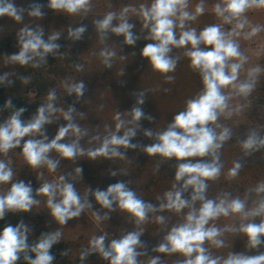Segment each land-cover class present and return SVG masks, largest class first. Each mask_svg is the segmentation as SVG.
I'll return each instance as SVG.
<instances>
[{"label": "clouds", "instance_id": "9594fccd", "mask_svg": "<svg viewBox=\"0 0 264 264\" xmlns=\"http://www.w3.org/2000/svg\"><path fill=\"white\" fill-rule=\"evenodd\" d=\"M90 5L91 0H49L48 3L49 8L70 15L87 12ZM188 8L189 0H151L147 5L140 4L139 8L126 6L118 14L107 12L102 19L94 21L102 40L110 31L117 36L122 35L125 44L135 45L139 37L133 34L134 24L129 22L128 13L137 14L143 20V28L148 30V35L144 38L153 41L142 50V55L149 59L153 69L164 75L167 81H172L174 77L168 74L175 71L177 60L172 58L170 53L173 48H187L184 55L189 59L192 69L199 72L203 83V89L193 98L186 100L184 110L174 116L164 131L155 134L156 143L143 149L149 155L186 161L178 164L175 172L176 183L172 185L171 190L163 194L159 209L138 198L135 192L122 182L110 185L106 191L96 190L94 197L103 208L110 211L114 210L113 205L116 204L120 210L131 214L137 225L144 223L149 213L158 210L167 209L181 213L188 209L183 222L171 227L163 237V242L154 249L169 255L181 254L184 259L179 264H264V253L248 255L232 252L221 258L211 255L205 247L206 242L215 248L224 246V241L220 239L223 231L210 222L229 215H239L241 223L238 227L224 231L245 235L249 249H255L264 242V180L258 181L254 187L248 189L249 193L254 192L259 197L252 207H248L247 196L244 199L229 198L230 194L225 193L216 199L206 197L207 181L217 179L223 168L219 151L232 136L231 128L222 126L218 120L222 115L230 118L241 110L239 105L230 109L229 100L232 96L225 95L223 89L231 87L234 96L246 99L255 90L262 71L260 66L251 67L247 70L246 78L240 80V70L247 58L240 51V45L235 38L243 35L244 39H251L261 31L259 26H252L247 32L243 30L247 26L246 13L253 9H264V0H217L213 5V12L222 24H210L199 31L195 27H188L187 24L204 14V0H199L194 11H189ZM21 11L12 0H0V16L7 15L19 22L22 20ZM29 15L42 16L40 6L34 5ZM114 20L119 21L115 26ZM222 25H231V28L226 31ZM177 29L180 30L178 35ZM85 31L86 28L81 26L70 29L68 35L73 40H80ZM58 39L59 34L56 33L45 41L42 30L23 28L19 33V51L11 55L9 61L22 66L31 63L32 67H39L46 62L49 54H54L59 49L60 45L55 43ZM114 55V52L107 49L100 52L103 63L108 67H111L110 59ZM23 79L27 82V78ZM6 80L7 74L0 75V84ZM64 88L67 94H75L79 98L85 91V84L82 81L66 83ZM56 99V92L50 91L47 102L37 109L29 121L21 119L25 109L19 108L4 123H0V153L6 155L11 149L19 147L26 136L39 135L41 139H28L22 146L23 157L33 168L46 165L49 171H55L58 161L50 159L48 155L52 150L68 159L82 155L84 150L79 147V139L86 135V132L72 122L75 109L70 107L64 111L57 108L54 104ZM136 103L137 106L131 109L132 118L127 122L134 126L127 127L123 135L113 133L106 137L98 149L88 152L90 157H123V153L118 150L120 146L137 147L130 141L137 134L139 121L151 117H145L143 110L138 106L144 103L143 93H140ZM11 106L12 102L8 100L5 107ZM56 112H62L63 119L68 123L60 127L55 138L48 142L44 126L52 123L51 117ZM114 119L117 121V132L125 128L126 122L121 119L119 113ZM69 133L76 139L71 143H61ZM144 135L153 137L154 134L146 130ZM240 148L245 156L264 149V134L250 130L246 138L240 141ZM204 157H210V162H192L190 159ZM241 168L242 164L234 161L227 170V178L235 179ZM76 171L80 172L81 169ZM12 177V169L0 160V184H7ZM60 181L44 182L36 189V193L47 198L51 216L60 225H65L69 220L79 217L91 204L86 200L82 201L74 185L64 182V177H60ZM189 188L192 189L191 196L183 198ZM197 202L199 207H196ZM37 203L30 184L23 181L12 183L6 192L0 193V219L9 211H30ZM257 217L260 218L259 223L255 222ZM96 219L102 218L97 215ZM156 221L164 224L165 217L157 216ZM28 231L23 222L15 227L8 225L0 231V264H16L21 254L27 264H52L54 256L50 249L60 240L62 233L57 230L43 234L37 243L29 245ZM141 235L142 231L129 232L119 240H112L107 247L105 235L93 236L89 247L81 253L80 258L83 260L95 252L110 264H139L137 258L142 253L137 249L143 247ZM29 252L35 254L34 259L29 257ZM148 264H160V258H152Z\"/></svg>", "mask_w": 264, "mask_h": 264}, {"label": "rangeland", "instance_id": "374dc122", "mask_svg": "<svg viewBox=\"0 0 264 264\" xmlns=\"http://www.w3.org/2000/svg\"><path fill=\"white\" fill-rule=\"evenodd\" d=\"M14 4L22 10L21 21L17 22L7 15L0 16V70L1 75L7 74L5 82L8 89H10L12 79L16 75L15 64L9 61V57L13 55L12 41L19 38L21 29L42 30L43 39L56 33L59 34V39L64 38L57 32L56 27H51V15L47 16L44 13V0H16ZM34 5L40 6L42 16L33 17L29 15ZM194 9L192 6L188 8L189 11H194ZM246 20L247 26L243 30L244 32L249 31L252 26H259L261 31L251 39L246 40L243 35L235 38L240 45V51L247 58L246 63L240 70V80L246 78L249 68L260 66L262 71L256 85V87H259V83L264 79V9L249 10L246 13ZM216 23L222 24V21L215 15L214 24ZM222 26L226 31L231 28V25ZM65 40L69 48L78 49L81 62L77 68L68 72L65 76H47L48 88L46 94L39 98L32 93H28L32 80L28 79L27 82L24 80L20 83L19 95L28 96L31 102L38 101L43 105L47 102L48 93L55 91L57 99L54 104L57 108L67 111L68 108L73 107L75 111L73 112L72 122L86 132V135L79 139V147L84 150V153L68 159L52 150L48 155L50 159L58 161L55 171H49L46 165L33 168L25 161L22 146L24 141L28 139H41V137L39 135L26 136L22 139L19 147L11 149L6 155L0 153V160L7 163L13 172L10 182L0 184V193L6 192L12 183L23 181L30 184L33 189V198L38 203L33 205L30 211H14L29 229L27 242L35 241L44 232L52 233L59 230L62 233L60 241H63L70 248L72 260L75 264H110L108 260L95 252L90 253L83 260L80 256L89 247V241L93 236L105 235V246L107 247L112 240H119L132 231H142L140 240L143 247L137 249L142 253L137 258L139 264H148L149 260L155 257L160 258V264H178L184 259L181 254L169 255L156 252L154 249L163 242V237L171 227L183 222V217L188 209H184L181 213L167 209L158 210L149 213L148 219L137 225L135 218L128 212L120 210L116 204L113 205L114 210L110 211L103 208L95 200L94 192L96 190L106 191L110 185L122 182L134 191L138 198L159 209V204L163 202V194L171 190L172 186H170L167 177L161 171V159L163 157L149 155L143 151L145 147L156 143L155 134L153 133V137L145 136L146 129L143 126L139 125L136 136L130 141L131 144L137 145L136 148L119 147L118 150L123 153V157L100 155L93 158L88 155V152L98 149L106 137L113 133L123 135L127 127L134 126L127 123L131 117L132 108L126 100L128 93L119 92L112 87L115 77L110 74L111 67L104 65L96 55L95 50L78 40ZM81 81L85 84V91L81 97L77 98L75 94H67L64 88L66 83L72 84ZM223 92L225 95L232 96V99L229 100L230 109H234L237 105L241 106L240 112L236 113L239 115H236V117L240 120L255 118L258 115L256 109H260L259 112L264 109V105H262L264 95L256 92V90L246 99L234 96V90L231 87L223 89ZM151 102L152 100L145 105H150ZM117 113L126 122L125 128H122L119 132L116 130L117 121L114 119ZM51 119L52 123L44 126V134L48 137V142L55 138L60 127L66 126L68 123L63 119L62 112L54 113ZM6 120L7 118L0 110V123H4ZM75 139L76 137L69 133L60 142L71 143ZM78 168L81 169L80 172L76 171ZM112 173L116 174L112 175ZM60 177H64V182L74 185L82 197V201L86 200L91 204V207L86 208L79 217L69 220L65 225H60L54 220L50 209L47 207V198L36 193V189L44 182L59 183L61 182ZM158 197L161 199H158ZM97 215L102 219L97 220ZM105 216L107 218H104ZM157 216H164L165 223H158L156 221ZM240 223L241 218L239 215L221 216L210 222V224H214L223 231L220 239L224 241L222 248H215L210 243H205V247L209 249L211 255L223 258V253L230 251L226 246V239L229 240L230 247L234 248L238 232L224 230L238 227ZM226 234L228 237H226ZM16 264H18V261Z\"/></svg>", "mask_w": 264, "mask_h": 264}, {"label": "trees", "instance_id": "16d2710c", "mask_svg": "<svg viewBox=\"0 0 264 264\" xmlns=\"http://www.w3.org/2000/svg\"><path fill=\"white\" fill-rule=\"evenodd\" d=\"M15 1L12 0L13 3ZM150 2L151 0H91L89 11L70 15L63 11L49 8V0H44V13L47 16L51 15V27H56L57 32L64 38L61 36L63 39L55 41V43L60 45L59 49L54 54H49L46 57V62L42 63L39 67H32L31 63L23 66L14 63L16 75L12 79L13 82L10 89H8L6 82L0 84V110L5 117L8 119L15 110L24 108L25 111L21 119L27 122L32 119L37 109L42 105L38 101L31 102L28 96L19 95L21 89L20 83L24 81L23 78L32 80L28 93H32L39 98L46 94L48 88L47 76H65L68 72L77 68L81 62L78 49L69 48L65 39H71L68 35L70 29L74 30L84 26L86 31L78 41L95 50L96 55L102 62L103 57L100 56L102 50L107 49L115 53L110 59V74L115 77L112 87L119 92L128 93L126 100L129 102L130 108H133L137 104L136 102L140 98V93H143L144 103L138 106L143 110L145 117L150 116L151 119L142 118L139 121V125L143 126L146 130L152 131L154 134L164 131L173 121L174 116L184 110L186 100L193 98L203 89L202 78L199 72L192 69L189 59L184 55L187 48L172 49L170 56L177 60V65L175 71L168 74L173 76L174 79L167 81L164 75L153 69L149 59L142 55L143 48L147 44L153 43V41L144 38L148 35V30L143 28V20L137 14L128 13L129 22L134 24V28L132 29L133 34L139 37L135 45L125 44L122 35L117 36L110 31L102 40L94 24L95 20L102 19L107 12L111 11L118 14L126 6L139 8L140 4L147 5ZM198 2L199 0H189V6L195 8ZM216 2L217 0H204V14L199 16L197 20L188 22L187 26L195 27L199 31L207 25L214 24L215 14L213 12V5ZM257 10L261 9H253L251 11ZM118 23V20H114L113 26ZM179 31L177 29V35ZM18 39L12 41L11 49L13 54L19 51ZM44 40L47 41L48 38H44ZM71 40L73 41V39ZM258 86L255 88L256 92L264 95V79ZM8 100L12 102L11 107H5ZM151 100L150 105H145ZM262 105H264V101ZM256 110L258 115L255 118L241 119L242 121L236 117V113L230 118L224 115L219 118V124L231 128L232 136L223 144L219 151L220 163L223 165V168L221 175L217 179L207 181V198L216 199L225 193L230 194L229 198H245L247 196L248 207L254 206V202L259 199L254 192L249 193L248 189L254 187L258 181L264 180V149L245 156L240 148V141L246 138L250 130H257L261 134H264V109L260 112V109ZM190 159L192 162H210L211 158ZM234 161H239L242 164V168L239 175L235 179L230 180L227 178V170L232 166ZM182 162L186 161H177L175 158L161 159V171L167 177L170 186L176 183L175 172L178 164ZM191 192L192 189L189 188L183 194V198H189ZM196 207H199V202H197ZM21 222L22 220L16 212H6L4 218L0 219V230H3L8 225L15 227ZM255 222L259 223L260 218H255ZM43 234H46V232L39 235L35 241L27 243L29 245L37 243ZM226 237H228L227 234ZM236 237L234 248L230 247L229 240L226 239V246L230 251H225L223 257L232 252L248 255L264 253V242L255 249H249L245 235L238 232ZM50 253L54 256L52 264H75L72 260L70 248L63 241L59 240L54 244L50 249ZM28 255L32 259L35 258L34 253L29 252ZM18 264H27V261L23 258V254L18 259Z\"/></svg>", "mask_w": 264, "mask_h": 264}]
</instances>
